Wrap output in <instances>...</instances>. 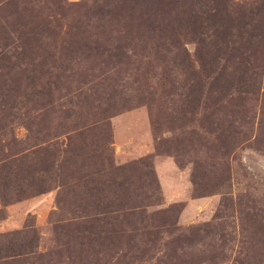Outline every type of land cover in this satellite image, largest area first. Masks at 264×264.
I'll list each match as a JSON object with an SVG mask.
<instances>
[{
    "label": "rangeland",
    "instance_id": "obj_1",
    "mask_svg": "<svg viewBox=\"0 0 264 264\" xmlns=\"http://www.w3.org/2000/svg\"><path fill=\"white\" fill-rule=\"evenodd\" d=\"M0 264H264V0H0Z\"/></svg>",
    "mask_w": 264,
    "mask_h": 264
}]
</instances>
